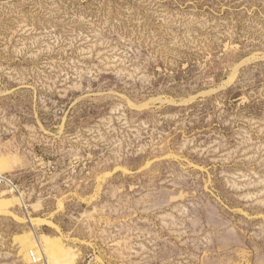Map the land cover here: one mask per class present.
<instances>
[{"label": "rangeland", "instance_id": "1", "mask_svg": "<svg viewBox=\"0 0 264 264\" xmlns=\"http://www.w3.org/2000/svg\"><path fill=\"white\" fill-rule=\"evenodd\" d=\"M0 174V264H264V0H0Z\"/></svg>", "mask_w": 264, "mask_h": 264}, {"label": "trees", "instance_id": "2", "mask_svg": "<svg viewBox=\"0 0 264 264\" xmlns=\"http://www.w3.org/2000/svg\"><path fill=\"white\" fill-rule=\"evenodd\" d=\"M192 50V51H191ZM187 51L190 55V60L188 62L187 66H183V65H178V68L176 70V85L179 89H181L182 87H187V86H191L193 84L198 85L197 89H201L202 87V80H200V78H198V76L200 75V72H196V69L199 67L198 62L201 59V54L197 51H195V49H192ZM216 57V54H212V58L208 61L205 60V64L207 68L211 69V70H215L216 65L218 66V72L215 73L214 75L218 78H221L224 75V70H223V66L220 65V61H216L214 58ZM212 61L215 63L212 65ZM212 65V66H211ZM205 74V73H203ZM180 93L182 92V89L179 90ZM203 102H197L192 104L191 106H189V108L191 109H198V108H202L203 106H201L200 104H202ZM204 105V104H203Z\"/></svg>", "mask_w": 264, "mask_h": 264}, {"label": "built area", "instance_id": "3", "mask_svg": "<svg viewBox=\"0 0 264 264\" xmlns=\"http://www.w3.org/2000/svg\"><path fill=\"white\" fill-rule=\"evenodd\" d=\"M6 179L0 174V182H4Z\"/></svg>", "mask_w": 264, "mask_h": 264}]
</instances>
